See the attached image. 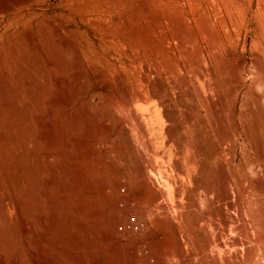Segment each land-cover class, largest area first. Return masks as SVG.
Wrapping results in <instances>:
<instances>
[{
  "label": "rangeland",
  "instance_id": "1",
  "mask_svg": "<svg viewBox=\"0 0 264 264\" xmlns=\"http://www.w3.org/2000/svg\"><path fill=\"white\" fill-rule=\"evenodd\" d=\"M1 2L6 5L2 3L0 6V85L4 87V90L0 88V122L4 127L6 123L10 127L8 125L4 129L0 125V159L4 163L0 162V202L4 201V207L0 206L3 210V217L0 215V264H128L126 255L130 242L152 235L154 227L143 225L141 229L136 227L137 231L132 230L129 224L133 220L131 214L126 217L130 216L126 219L129 221H126V227L121 224L113 226L108 221L115 214L124 216L125 210L131 209L128 201L135 194L131 166L136 163L135 158L143 156L141 154L147 144L143 140L145 137L140 138L142 133L139 136L142 123L147 129L153 128L149 133L153 139L175 128L173 134L176 137L195 145L200 165L205 160L201 166L202 178L206 176L204 180L217 184L216 187L221 183L223 190L240 202L243 225L232 221L226 223L221 218L218 220L228 241L227 247H233L229 248V254H224L227 262L264 264V0ZM8 86L11 90L7 89ZM1 91L6 94H1ZM6 95L10 101H5ZM5 102H11L7 108ZM129 104L133 109L129 110ZM26 106L32 108L33 113ZM14 109L21 117L17 116L16 110L14 114ZM4 111L6 115L15 117L8 116L10 121H6ZM167 113L174 120L166 118ZM25 114L29 118H23ZM16 118L27 120L20 119L23 122L20 125ZM18 123L20 129L17 128ZM100 123L108 125L109 133ZM166 123L170 125L167 127ZM11 124H16V128L14 125L11 128ZM184 126H191L194 132ZM179 127L186 131H180ZM19 131L30 133L22 136ZM15 134H18V141L24 137L20 141L25 143L27 139L29 145L27 142L20 144V141L17 145L15 137L17 142L13 141L14 138L9 140ZM117 135H121L118 141ZM133 137L145 144L132 145ZM82 139L89 141L86 147H82ZM126 140L131 144L124 142ZM156 145L166 149L162 142ZM90 147L95 152L93 160L84 156ZM28 148H35V159L34 156L27 157ZM11 151L17 157L18 151L19 155L27 157L26 168L34 164L48 171L39 173L37 177H43H36L34 181L38 188L34 183L33 196L36 200H43L39 201L44 205L37 201L41 210L35 208L31 212L26 208L31 199L28 198L27 204L19 190H15L11 178L14 180L13 173H16L18 164L13 166L12 161L17 163L18 158L14 155L17 160H13L16 159L13 156L8 159ZM122 158L125 160L120 161ZM131 158L135 159L134 163ZM35 160L39 161L38 164ZM10 161L12 164L8 163ZM78 165L88 167L89 178L93 180L116 179L128 188L120 193L109 192L110 195L92 197L93 201L86 199L89 211L94 207L104 208L100 207L103 215L82 234L76 231V221L72 226L66 221L76 202L70 185L63 183L67 180L70 183L74 177L73 167ZM64 166L70 170L62 173L67 179L60 172L58 188L51 187L48 178ZM206 167L208 169L202 174ZM49 168L55 169L53 175ZM118 170L123 172L119 174ZM45 195L50 198L49 202ZM9 197L11 200L14 198V203ZM51 198L54 201L59 199V202ZM20 204L25 205L23 213L29 211L24 213L25 216L17 209ZM47 204L56 209L51 210ZM250 207L254 212L257 210L255 215ZM251 215H258V218ZM26 216L34 219L31 220L34 224ZM89 220L92 222L93 219ZM25 224L30 226L29 230H35L25 231ZM107 232L111 235L108 236ZM156 245L161 248L163 243L158 241Z\"/></svg>",
  "mask_w": 264,
  "mask_h": 264
},
{
  "label": "bare ground",
  "instance_id": "2",
  "mask_svg": "<svg viewBox=\"0 0 264 264\" xmlns=\"http://www.w3.org/2000/svg\"><path fill=\"white\" fill-rule=\"evenodd\" d=\"M13 1L14 0H12V2ZM2 3H4V2H1L0 3L1 4L0 6H3ZM14 3H16V2H14ZM4 4L6 5V3H4ZM3 9H4V7H3ZM10 13H12V12H10ZM8 71H6V72H8ZM8 78H9V76H8ZM2 80H3V78H2ZM4 81H5V79H4ZM1 84H2V81H1ZM2 85H0V88L2 87ZM5 87H6V85H5ZM18 87L19 86H17V88ZM2 89L4 90V87H2L1 90ZM7 89L11 90V88H9V86L7 87ZM7 89H6V92H7ZM18 89H20V87ZM14 92H16V90ZM3 93L6 94L5 92H2L1 91V94H3ZM15 94L18 95L17 93H15ZM126 94H129V92L126 93ZM1 96H0V98H2ZM10 96H12V95H10ZM14 97H15V95H14ZM7 98L8 97L6 95V99ZM32 100H34V99H32ZM5 101H10V100L7 99ZM13 102H15L14 99H13ZM9 104L7 102H5L4 105L7 108V106H9ZM12 105H13V103H12ZM34 105H36V104H34ZM2 107H4V106H2ZM26 107H27L28 110L30 109V112H31V109L32 108H28V106H26ZM130 107H131V105H130ZM6 108H4V109H6ZM16 108L18 109L19 107H16ZM130 109H133V107L129 108V110ZM15 110L16 109L12 110L14 112V114H15ZM5 111H4V113H5ZM17 111L18 110H16V114H17ZM25 111H26V109H25ZM34 111H35V109H34ZM9 112H7V113H9ZM26 113H28V111H26ZM31 113H33V112H31ZM5 116H7V117L4 118ZM5 116L3 114V118L6 121H8L9 120L8 119V116L10 117V116H13V115H9V114L6 115V113H5ZM17 116L21 117V115H19V114H17ZM26 116L27 115L25 114V117L24 116H22V117L23 118H26ZM13 117H15V116H13ZM27 118H29V116H27ZM166 118H169V120H171V118H173V117L170 116L169 113H167ZM19 120L17 119L16 121L21 122ZM26 120H22V121H26ZM173 120H174V118H173ZM2 121H3V119H2ZM14 121H15V119H14ZM133 122H136L137 123V121H133ZM1 123H3V122H0V125L3 126L4 124H1ZM8 123H12V122H8ZM22 123L23 122H21V124L18 123L17 128L20 125H22ZM136 123H135V125H136ZM142 124H140L141 126L139 125V127H142L141 129L138 128V126H137V128H138V130L140 129V131L142 130V132L139 133V136L142 133L141 135H143V137H140V138L143 139L145 137V139H143V140H145V142H147V144L145 145V149L144 150L142 149L144 152L142 151L143 154H141V155H143V156L140 159L135 158L136 159V163L134 164V166H131L130 173L132 172V174H133V181L135 183V190H134L135 191V194L128 201V205H131V209L129 208L128 210H125V212H124L125 215L124 216H119V215H116L115 214V216L112 217V220H110L108 222H111L110 224H112L113 226H117L118 224H121V225H125L123 227H126V224H127L126 221L129 222L126 219H128L130 216L128 218H126V217L131 214L132 217H133V220L130 221L129 224L131 225L132 230L137 231L138 229L136 230V227L139 228V229H141L143 225H145V226L146 225H153L154 232H153L152 235L151 234L150 235H146L145 237H142V238L140 237V239H137L136 238L137 240H135L132 244L130 242V246L128 245V248H127V251L129 253L125 252V253L128 254V255H126L127 256V263L128 264H229V262H227V260H226V257L224 256V254L225 255H226V253L229 254L231 252L229 250V248L231 249L233 247H229V248L227 247V242L228 241H226L225 240L226 238H224L225 237L224 236V232H223V230H221V227H220L221 226L220 225L221 223H219L218 220H220V218H221L226 223L229 222V221H232L233 223L234 222H236V223L239 222L241 224V222H243L244 219L241 216L242 210H241V206L239 204L240 202L238 203L235 199L231 198L227 194V192L225 190H223V188L220 186V184H221L220 182H219L220 184L218 185V187H216L217 184L216 185L215 184L213 185L212 183L210 184V182L208 183L207 181L204 180L206 178L205 175H204L205 178L204 179L202 178V176L200 175L201 169H202L201 166L205 162V160L200 165V163L196 159L197 158V155H196L197 153H196L195 145L188 144L187 141L185 142L184 140H181L180 137L179 138H178V136L176 137V135L173 134V132L175 130L174 127H173L174 128L173 131L167 130L168 132L166 134H164L162 137H156L155 138L153 136V134H152V136L154 137V139H153V138H151L149 136V133H150V131L153 128L152 129L150 128L151 130L150 129H147L146 127H143L145 125V123H144L143 126H142ZM166 124H167V127L170 125V124L168 125V123H166ZM8 125L9 124L6 123V126L5 127H7ZM11 125H12L11 128H14L13 127L14 124H11ZM99 125L101 127H103L104 130L107 131V133H109V128H108V125L106 123H100ZM2 126H0V127L2 128ZM172 126H174L173 122H172L171 127ZM186 126H184V127L187 129L188 127H186ZM5 127L3 126L4 129H5ZM9 127H10V125H9ZM177 127L178 126H176V128ZM15 128H16V126H15ZM189 128H191V126ZM7 129H8V131L10 130L9 128H7ZM18 129H20V128H18ZM180 129H179L180 131H186V130H184V128L183 129L180 128ZM192 130L194 132V129H192ZM0 131H1V129H0ZM14 131H15V129H14ZM135 131H136V135H137V129H135ZM164 131L166 132V130H164ZM12 132H10V133H12ZM26 132L27 133L28 132L30 133V131H26ZM153 132H155V130ZM179 132H177V133L179 134ZM193 132H191V134ZM10 133H9V136H12V134L10 135ZM21 133L22 132L19 131V134H21ZM23 133L25 135H27V133H25L24 131H23ZM23 133H22V136L24 135ZM124 134H126V133H124ZM182 134H184V132H182ZM16 135H18V134H15V136L13 135V137H9V140H10V138H14V137L16 138ZM121 135H119V136L117 135L119 138L117 136H115L117 138V141H118V139H121V137H120ZM127 135H128V138H129V134H127ZM179 136H181V135L179 134ZM15 138H14L13 141H16ZM19 138H21V137H19ZM122 138H124V136H122ZM5 139H8V138L5 137ZM5 139H3V140H5ZM16 139L18 141V138H16ZM23 139H25V138L23 137ZM23 139L21 138L20 140L23 141ZM133 139H134V141L131 140L132 141V145H133V143L134 144L135 143L138 144V143H142L143 142V141L140 142L141 139H139V138L138 139L136 138V140H135V138L133 137ZM146 139H147V141H146ZM128 140H126L124 142H128ZM137 140L138 141L140 140V141L137 142ZM13 141H12V143H14ZM19 141L17 142V145H18V143L21 142V141L20 142ZM119 141H122V140H119ZM9 142L11 144V141H9ZM26 142H27V139H26ZM26 142L25 143L24 142H21L20 144H23L24 143V145H25ZM158 142H160V143L162 142L166 146V149L159 148L156 145ZM129 143H130V141L128 142V144ZM27 144L29 145L28 142H27ZM82 144H83L82 147H86L89 144V141L87 139H82ZM24 145H22V146H24ZM140 146H139V148H144V147H140ZM7 147L9 148V146H7ZM13 148H15V147L13 146ZM22 148H27V146L26 147H22ZM129 148H130V146H129ZM131 148L132 149L134 148V150H135V147H131ZM28 149H29L28 151L31 150L30 148H28ZM34 149L31 150V151H33L32 153H30L31 151L28 152L26 150L27 151L26 153H28L27 154V157H32V156H34V154L36 155V153H34L35 152ZM9 150H11V149H9ZM17 150H18V147L16 149V152H17ZM22 150L25 151V149H22ZM135 151H137V149ZM11 152L12 153H10V154H12V155L9 154L8 155V159H11V157H9V156H13V158L16 156V154H13V151H11ZM36 152H37V150H36ZM198 153H200V152H198ZM201 153H202V150H201ZM2 154H3V152H2ZM24 154H25V152H24ZM84 154H85L84 155L85 157H87L90 160H93V157L95 155V152L93 151V148L90 147V148H88L85 151ZM139 154H140V152H139ZM18 156L19 157L16 156L18 158L17 163L16 162L14 163V161H12L13 162V166L15 164L17 166V164H18V169H16L17 171L15 170L16 173H13V171H12V173L15 174V175L13 176L14 177V180L11 178V181H14L13 184H14V187L16 188L15 190H19L20 195L23 197L22 199H24V200L26 199L25 202L28 200V198L31 199V201L29 200L30 201L29 207H27L28 206L27 205L28 203L26 202L27 203L26 204L27 205L26 208H29V210L32 212L33 209L38 208L37 207L38 206L37 205V201L42 200V199L36 200L37 198L34 199V196H33L35 194L34 193V186H35L34 185V183H35L34 181H35V178L37 176H39L38 175L39 173L43 174L42 172H44L46 170V168L44 170V168H42V167L39 168L38 167L39 165L34 166V164H33V167L29 166V168L30 167L32 168V169L29 170V168H26V165H25L26 164L25 160L27 159V157L24 158V156H22L21 154L19 155V151H18ZM20 156H22V157H20ZM37 157H36V159H37ZM17 158L16 159H13V160H17ZM47 158H48V156H47ZM105 158H107V157H105ZM123 158L120 161L125 160ZM34 159H35V156H34ZM135 159L131 158L132 161L135 160ZM37 160H39V158ZM39 161H41V160H39ZM106 161H107V159H106ZM0 162L2 163V160L1 159H0ZM38 162L36 164H38ZM101 162H102V160H101ZM109 162L110 161H108L106 163H109ZM134 162L135 161H133V163ZM1 163H0V165H1ZM8 163H11V161L8 162ZM3 164L4 163H2V165ZM39 164H41V163H39ZM117 165L118 164L116 163V166ZM204 166H203V168H205ZM6 167H8L7 164H6ZM27 167H28V163H27ZM94 167H96V166H94ZM100 167H103V166H100ZM87 168L84 167V166H79V165L78 166H74L73 167L74 173H72V174H74V177L72 178V180H70V183H68L69 182L68 180L67 181L66 180H63L66 177L62 173L63 172H67V171L69 172L70 171V170H68L67 167H65V166L64 167H59L58 170L51 169L52 171L49 168V170L51 171V173L55 170V174L53 175V173H52L53 176H51V178H48V179H50V180H48L50 182L49 184L52 185V186L51 185L50 186L51 187H53V186L57 187L56 184L59 183L58 182V179H59L58 177L60 176V174L58 175V173L61 172V174H62L61 176H64V178H61L60 180L66 181V182H63V183H66L67 185L69 184L70 185L69 188L72 191V193L74 194L73 198H74V200H75L76 203L73 206L74 209H73V211H71L72 212L71 214H69V213L66 212V214H69V215H67V218H66L67 220L66 221L69 222L68 225L70 224L71 226L74 224L73 221H76V223L78 225V228L76 229V231L78 232V234L79 233L82 234L81 232L84 229L92 226L93 224H91V223H94L98 218H100L103 215V212H102V209H101L103 206L102 207L100 206L101 208L100 207H94L93 210L89 211L86 208V205H85L86 199L89 200L91 198L90 200H92L93 199L92 197L95 198L98 195L104 196V195H107L109 192H112L113 194H115V193H120L121 190H128V188L126 187V184L124 182L118 181L116 179L115 180H108V179H105V178L104 179L98 178L96 180L94 178L95 180H93L92 178H89V175L90 174H89V170ZM91 168H93V167H91ZM97 168H98V172H99L100 169H99V167H97ZM42 169H43V171H41ZM89 169H90V167H89ZM207 169H208L207 167H206V169H203V171H202L203 173L202 174H204V171L207 170ZM121 171L122 170H120V171L118 170L119 174H120ZM114 172H115V170H114ZM115 173H117V171ZM67 174H69V173H67ZM110 174H111V172H110ZM119 174H117V175H119ZM46 176L47 175H45V178H46ZM42 177H43V175H41V177H37V178L41 179ZM44 181H46V180H44ZM46 183H48V182L46 181ZM213 183H214V181H213ZM35 184H36V186L38 188L37 183H35ZM67 185H65V186H67ZM8 186H10V185H8ZM41 186H43V185H41ZM55 187H54V189H55ZM47 188H49V187H47ZM8 189H10V188H8ZM12 189H13V186H12ZM52 189H50L51 195L53 194V191H51ZM61 189L62 188H60L58 190H61ZM45 190H46V187H45ZM11 192H13V191H11ZM47 192H49V190H47ZM17 195H18V193L15 196H17ZM108 195H110V194H108ZM12 196H13V194H12ZM113 196H115V195H113ZM45 197H46V199H48V197L46 195H45ZM65 197L68 198L67 195ZM6 198L8 199V197H6ZM110 198L112 200V196ZM7 199H5V200H7ZM13 199L14 198L12 197V200ZM9 200H11L10 197H9ZM12 200L10 202L11 203L12 202L14 203L15 200L14 201H12ZM24 200H21V201L23 202ZM49 200H50V198L47 201L49 202ZM51 200H52V198H51ZM54 200H52V201H54ZM127 200H128V198H127ZM42 201H39L41 203H38V204H41L42 205L43 204ZM57 201L59 202V199ZM57 201H54V202H57ZM97 201H99V200H97ZM25 202H23V203L25 204ZM3 203H4V201H3ZM3 203H1L0 206H2ZM104 203L107 204L108 202H104ZM135 203H137V204H135ZM23 205L20 204L18 206L19 208L17 206L16 207H17L18 210L20 209V211L22 212V214L25 216V214L26 213L28 214L29 211L27 210L28 212H26V213L24 212L25 213L24 214L23 213V209H24V206L25 205L24 206ZM58 205H56V206H58ZM48 206L49 207L50 206L52 207V205H48ZM62 206L63 205H61L60 207H62ZM3 207L4 206H2V208ZM16 207H15V209H16ZM39 207H41V206H39ZM118 207H120V206H118ZM2 208L0 209V215L3 217V210H2ZM116 208H117V206H116ZM41 209H42V207L41 208H38L37 210H41ZM52 209L53 208H51V210ZM55 209H53V211ZM62 209H64V208H62ZM231 209L235 210L234 211L235 213L232 212ZM242 209L244 210V208H242ZM251 209H252V212H254L253 211V208H251ZM114 210H116V209H114ZM58 211H56L55 213H58V215H59V212L60 211L59 212ZM45 212H46V210H45ZM110 212L111 211H109V217H108L109 219L111 217L110 216L111 215ZM255 212H254V215H255ZM43 213L44 212L42 211V214ZM22 214H19V215H21V217H22ZM38 214H39V212H38ZM49 214L50 215H53V214H51V212H49ZM60 214H61V212H60ZM62 215H64V214L62 213ZM254 215H251V216H254ZM87 216H89V218ZM257 216H254V217H257ZM21 217L19 216V219L20 220L23 218V217L22 218ZM244 217H245V220H246L247 217L245 216V213H244ZM41 218L43 219L44 216H42ZM24 219H25V217H24ZM28 219H30V222H32L34 220V219L32 220L31 218H28ZM42 219H39V220L42 221ZM89 219H93V220H91L92 222H90ZM52 220H56V219H52ZM102 220H105V219H102ZM255 220H257V219H255ZM25 222H26V220H25ZM42 222H44V221H42ZM108 222L103 221V223H105V225H107L106 223H108ZM23 224H24V220H23ZM95 224H97V223H95ZM29 225H30V223H29ZM29 225H26L25 226V231H28L29 230V227H30ZM130 225H129V227H130ZM241 225H243V224H241ZM35 226H32V227H35ZM107 226H110V225H107ZM238 226H240V225H238ZM118 227H119V225H118ZM245 227L246 226L244 224V229H245ZM95 228H94V230H95ZM110 228L111 227H108L109 230H110ZM115 228L117 229V227H115ZM116 229H115V231H116ZM143 229H144V227H143ZM31 230L32 229H30L29 232ZM34 230H32V231H34ZM123 230H125V229L123 228ZM237 230H239V228H237ZM224 231H225V229H224ZM108 232H110V231H108ZM108 232H107V235L108 236H109V234L111 235V233L108 234ZM122 232H124V231H122ZM234 233L235 232H233V234ZM23 234H25L24 230H23ZM32 234L34 235V233H32ZM121 234L123 235V233H121ZM25 236H28V235H25ZM126 236L127 235H125V237ZM16 238H18V237H16ZM19 238H20V235H19ZM122 238H124V236ZM0 240H1V238H0ZM232 240H234V239H232ZM158 241H161L163 243V246L161 248H158L157 245H156V243ZM127 244H125V245H127ZM235 244L238 245L239 243L236 242ZM238 246H236L235 248H237ZM30 247H31V244H30ZM238 249H239V247H238ZM32 253H33V251H32ZM33 254H35V252ZM116 256H117V254H116ZM37 259L39 260V258H37ZM117 259H118V257H117ZM124 260H125V258H124ZM122 262H124V261H122ZM3 264H6V263H3Z\"/></svg>",
  "mask_w": 264,
  "mask_h": 264
}]
</instances>
